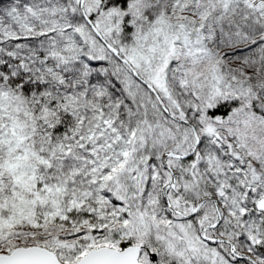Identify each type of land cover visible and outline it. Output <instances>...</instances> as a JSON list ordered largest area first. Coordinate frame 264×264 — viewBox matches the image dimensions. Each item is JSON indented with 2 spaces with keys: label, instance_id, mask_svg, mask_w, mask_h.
<instances>
[{
  "label": "snow or ice",
  "instance_id": "1",
  "mask_svg": "<svg viewBox=\"0 0 264 264\" xmlns=\"http://www.w3.org/2000/svg\"><path fill=\"white\" fill-rule=\"evenodd\" d=\"M0 264H264V0H0Z\"/></svg>",
  "mask_w": 264,
  "mask_h": 264
}]
</instances>
